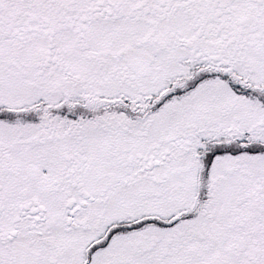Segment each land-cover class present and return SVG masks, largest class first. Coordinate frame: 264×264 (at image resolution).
<instances>
[{
    "label": "snow or ice",
    "instance_id": "1",
    "mask_svg": "<svg viewBox=\"0 0 264 264\" xmlns=\"http://www.w3.org/2000/svg\"><path fill=\"white\" fill-rule=\"evenodd\" d=\"M0 264H264V0H0Z\"/></svg>",
    "mask_w": 264,
    "mask_h": 264
}]
</instances>
